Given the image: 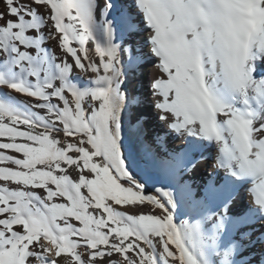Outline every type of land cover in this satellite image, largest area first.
I'll use <instances>...</instances> for the list:
<instances>
[{
	"label": "snow or ice",
	"instance_id": "snow-or-ice-1",
	"mask_svg": "<svg viewBox=\"0 0 264 264\" xmlns=\"http://www.w3.org/2000/svg\"><path fill=\"white\" fill-rule=\"evenodd\" d=\"M0 264H264V0H0Z\"/></svg>",
	"mask_w": 264,
	"mask_h": 264
},
{
	"label": "bare ground",
	"instance_id": "bare-ground-1",
	"mask_svg": "<svg viewBox=\"0 0 264 264\" xmlns=\"http://www.w3.org/2000/svg\"><path fill=\"white\" fill-rule=\"evenodd\" d=\"M138 90L142 94L146 93V89L145 88H140L138 86ZM206 171H210V169L201 168L200 171L196 174L195 179L200 180L201 176H203Z\"/></svg>",
	"mask_w": 264,
	"mask_h": 264
}]
</instances>
